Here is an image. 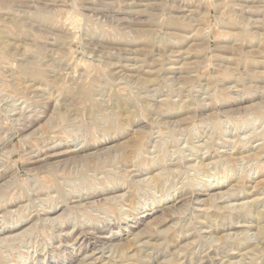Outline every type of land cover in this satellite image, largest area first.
I'll return each mask as SVG.
<instances>
[{
	"label": "rangeland",
	"instance_id": "rangeland-1",
	"mask_svg": "<svg viewBox=\"0 0 264 264\" xmlns=\"http://www.w3.org/2000/svg\"><path fill=\"white\" fill-rule=\"evenodd\" d=\"M257 211L264 0H0V264H264Z\"/></svg>",
	"mask_w": 264,
	"mask_h": 264
},
{
	"label": "bare ground",
	"instance_id": "bare-ground-1",
	"mask_svg": "<svg viewBox=\"0 0 264 264\" xmlns=\"http://www.w3.org/2000/svg\"><path fill=\"white\" fill-rule=\"evenodd\" d=\"M172 28V27H171ZM169 40V39H168ZM160 44V43H159ZM160 46V45H159ZM237 47V46H236ZM160 48V47H159ZM230 49V48H229ZM162 51V50H161ZM168 52V51H167ZM174 57V56H173ZM141 72V71H140ZM27 74V73H26ZM40 76V75H39ZM36 77V76H35ZM121 77V76H120ZM237 79V78H236ZM235 79V80H236ZM126 82V81H125ZM148 85V84H147ZM201 93V92H200ZM192 94V93H191ZM205 94V93H204ZM193 95V94H192ZM168 96V95H167ZM195 96V95H194ZM206 96H208V95H206ZM187 97V96H186ZM192 99H193V97H192ZM201 102V101H200ZM174 104V103H173ZM160 105V104H159ZM167 105V104H166ZM201 105H203V104H201ZM161 106V105H160ZM165 106V105H164ZM175 108V107H174ZM197 109V108H196ZM126 112V111H125ZM132 112V111H131ZM131 112H129V113H131ZM169 112V111H168ZM203 127V126H202ZM206 128V127H205ZM207 129V128H206ZM205 132V131H204ZM209 136H211V134L209 135ZM203 137V136H202ZM237 137V136H236ZM152 138V137H151ZM206 145H205V148L206 149H208L209 148V146H208V140L206 141V143H205ZM191 145H192V143H191ZM174 146V145H173ZM215 146V145H214ZM162 147V146H161ZM175 147H177L176 145H175ZM177 149V148H176ZM203 150V149H202ZM168 151V150H167ZM177 151V150H176ZM189 151V150H188ZM180 152V151H179ZM191 152H193V151H191ZM195 152V151H194ZM193 152V153H194ZM159 153V152H158ZM157 153V154H158ZM182 153V152H181ZM232 153V152H231ZM172 155V154H171ZM166 156V155H165ZM213 156V155H212ZM179 158V157H178ZM215 158V157H214ZM235 158V157H234ZM173 159V158H172ZM171 159V160H172ZM181 159V158H180ZM188 159V158H187ZM193 159V158H192ZM195 159V158H194ZM228 159H229V157H228ZM169 160V159H168ZM222 160V159H221ZM223 161V160H222ZM180 162H181V160H180ZM134 163V162H133ZM141 163V162H140ZM192 163V162H191ZM200 163V162H199ZM216 163V162H215ZM209 164V163H208ZM212 164V163H211ZM155 165V164H154ZM169 165V164H168ZM215 165V164H214ZM213 166V165H212ZM134 167V166H133ZM158 167V166H157ZM212 168V167H211ZM183 169V168H182ZM196 169V168H195ZM126 170V169H125ZM170 170V169H169ZM172 170V169H171ZM226 170V169H225ZM210 171V170H209ZM232 171V170H231ZM197 172V171H196ZM211 172V171H210ZM215 172V171H214ZM218 172V171H217ZM148 173V172H147ZM174 175V174H173ZM159 177V176H158ZM158 177H156V180H157V178ZM131 178V177H130ZM240 179V178H239ZM120 181V180H119ZM143 181V180H142ZM189 184V183H188ZM113 185V184H112ZM155 185V184H154ZM190 185V184H189ZM187 186V185H186ZM109 187V186H108ZM188 187H190V186H188ZM192 187H194V186H192ZM187 189V188H186ZM190 190V189H189ZM175 192V191H174ZM196 192V191H195ZM74 193V192H73ZM167 193V192H166ZM154 195V194H153ZM157 195V194H156ZM157 197V196H156ZM165 197V196H164ZM233 197V196H232ZM21 200V199H20ZM52 200V199H51ZM64 200V199H63ZM80 201V200H79ZM228 201V200H227ZM13 202V201H12ZM52 202V201H51ZM52 204V203H51ZM130 206H131V204H130ZM26 208H27V206H26ZM29 208H30V206H29ZM43 208V207H42ZM234 208H236V207H234ZM51 209V208H50ZM49 209V210H50ZM240 209V208H239ZM34 211V210H33ZM79 212V211H78ZM250 211H248V213H249ZM256 213H258L257 214V218H255V220H256V223H257V230L256 231H258L257 232V235L260 237V241L264 244V228H263V226L261 225L262 223V221L260 220V219H258V215H260L259 213L260 212H256ZM82 214V213H81ZM77 215V214H76ZM75 215V216H76ZM186 215V214H185ZM250 216V215H249ZM237 217V216H236ZM79 218V217H78ZM260 218V217H259ZM48 219V218H47ZM50 219V218H49ZM45 221V220H44ZM56 221V220H55ZM221 221V220H220ZM43 222V221H42ZM58 222V221H57ZM224 222V221H223ZM240 222V221H239ZM59 223V222H58ZM238 223V222H237ZM54 224H55V222H54ZM75 224V223H74ZM2 225V224H1ZM50 225V224H49ZM52 225V224H51ZM56 225V224H55ZM230 225V224H229ZM53 226V225H52ZM234 226V225H233ZM210 227H211V225H210ZM55 228V227H54ZM59 228V227H58ZM76 228V227H75ZM83 228V227H82ZM50 229H51V227H50ZM188 229V228H187ZM190 229V228H189ZM196 229V228H195ZM255 229V228H254ZM181 230V229H180ZM184 230V229H183ZM198 232V231H197ZM201 233V232H200ZM199 233V234H200ZM180 234V233H179ZM197 234V233H196ZM230 234V233H229ZM93 235V234H92ZM207 237V236H206ZM216 237V236H215ZM214 239V238H213ZM212 240V239H211ZM217 241H224L225 242V240L224 239H222V238H217ZM209 242V241H208ZM212 242V241H211ZM221 243V242H220ZM223 243V242H222ZM215 244H217V243H215ZM208 247V246H207ZM213 247H215L214 245H213ZM263 247V250H262V252L264 253V246H262ZM261 247V248H262ZM212 248V247H211ZM104 250V249H103ZM207 250V249H206ZM139 251H140V248H139ZM203 251V250H202ZM147 254V253H146ZM217 257V256H216ZM226 257V256H225ZM227 258V257H226ZM225 258V259H226ZM109 260V259H108ZM213 260V259H212ZM215 260V259H214ZM115 262V261H114ZM224 262V261H223ZM87 264V263H86ZM117 264V263H116ZM226 264V263H225Z\"/></svg>",
	"mask_w": 264,
	"mask_h": 264
}]
</instances>
